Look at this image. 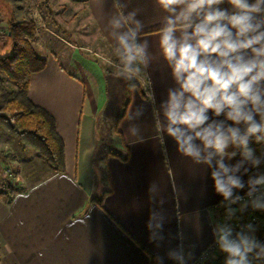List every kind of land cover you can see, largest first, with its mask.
I'll return each instance as SVG.
<instances>
[{
    "label": "crops",
    "instance_id": "0c3cea01",
    "mask_svg": "<svg viewBox=\"0 0 264 264\" xmlns=\"http://www.w3.org/2000/svg\"><path fill=\"white\" fill-rule=\"evenodd\" d=\"M120 2L126 5L125 14L136 10L144 24L142 38L148 39L154 57L147 70L149 92L143 94V80L117 79L78 51L64 55L65 64L57 54L44 56L45 67L30 77L28 97L54 117L64 143L65 170L55 171L24 145L11 158L8 135L0 137L7 149L0 171L4 164L14 166L11 184L17 190L11 203L0 194V264H157V257L163 264H176L167 253L180 247L186 264H192L214 240L213 227L221 220L215 205L223 198L215 192L211 170L182 156L171 137L165 135L161 142L155 132L153 110L174 86L157 44L165 13L155 0ZM85 3L112 49L108 20L117 11L113 0ZM127 96L118 134L114 123ZM138 108L143 115L129 120ZM106 118L112 123L107 138L115 150L100 143L99 124ZM133 125L139 127L141 140L129 135ZM250 147L257 156L264 153V145L255 141ZM239 159L238 154L229 162ZM257 173H264V163L242 179L246 183ZM1 186L0 180L3 191ZM95 196L102 198L103 207L91 200ZM152 211L164 218L162 239L156 242L150 241L147 228Z\"/></svg>",
    "mask_w": 264,
    "mask_h": 264
},
{
    "label": "clouds",
    "instance_id": "9594fccd",
    "mask_svg": "<svg viewBox=\"0 0 264 264\" xmlns=\"http://www.w3.org/2000/svg\"><path fill=\"white\" fill-rule=\"evenodd\" d=\"M155 3L165 13L158 28V49L174 81L166 99L153 110L157 138L163 142L165 135L171 137L182 156L211 170L225 209L224 222L213 227L224 264H264V242L257 239L256 226L248 223L234 230L229 223L238 211L264 212V173L249 176L246 183L242 179L250 168L264 163V153L257 156L250 147L252 141L264 145V0ZM225 3L228 8L221 7ZM125 7L113 0L117 11L108 20L112 75L125 81L148 80L154 57L148 39L142 38L144 24L136 10L125 14ZM134 89L131 85L130 90ZM142 115L143 109L138 108L128 119ZM129 135L142 139L135 125ZM238 154L240 159L230 163ZM245 187V195H238ZM154 191L155 185L149 189ZM163 219L155 211L150 213L151 242L162 239ZM167 256L176 264H186L182 247ZM156 261L163 264L161 257Z\"/></svg>",
    "mask_w": 264,
    "mask_h": 264
},
{
    "label": "rangeland",
    "instance_id": "374dc122",
    "mask_svg": "<svg viewBox=\"0 0 264 264\" xmlns=\"http://www.w3.org/2000/svg\"><path fill=\"white\" fill-rule=\"evenodd\" d=\"M85 2L86 0H0V57L12 54V41L8 35L10 20L12 18L14 20H34L37 32L31 44L40 57L44 58L45 55L51 53L57 54L65 64L66 60L62 59L64 55H68L71 51H78L80 55L92 60L106 72L114 73V68L111 66V61L114 59L112 49L98 33L97 26L90 17ZM142 80V84L148 87V80L146 78ZM1 87L6 92H10V99L13 93L20 92V89L3 72H0ZM7 101L8 97H0V113L6 112L4 109ZM122 104L120 112H122L125 102ZM101 121L102 124H99L102 137L100 143L110 150H115L114 142L111 138H107V127L112 129V123L107 118ZM4 135H8L7 140L10 141L11 158L18 155L17 151H19V147L21 149L22 145L34 149L39 154L31 144L21 142L0 125V137ZM262 147L259 148V153H261ZM6 151L7 149L0 144V160L7 159ZM13 167L3 165L4 172L0 171V180L3 182L2 189L9 185L10 178L15 182L16 175L12 170ZM11 171L13 176L10 177ZM216 257H213L209 264H213Z\"/></svg>",
    "mask_w": 264,
    "mask_h": 264
},
{
    "label": "trees",
    "instance_id": "16d2710c",
    "mask_svg": "<svg viewBox=\"0 0 264 264\" xmlns=\"http://www.w3.org/2000/svg\"><path fill=\"white\" fill-rule=\"evenodd\" d=\"M36 30L34 20H10L8 35L12 41V54L0 57V72H3L20 92L13 93L10 99V92L0 88V97H8L4 109L6 112L0 113V125L21 142L31 144L55 171L64 172V143L56 131L55 119L48 110L34 104L28 97L31 75L46 65L45 58L40 57L31 44L36 37ZM142 92L144 95L148 94V87L143 86ZM128 105L129 96L114 123L118 134L119 121L124 117ZM6 188L7 190L0 191V194L5 196L7 203H11L17 190L13 184L7 185ZM91 200L103 207L102 198L95 196ZM257 239L264 242V228L258 232ZM224 260V254L220 253L213 264H224Z\"/></svg>",
    "mask_w": 264,
    "mask_h": 264
},
{
    "label": "built area",
    "instance_id": "2783aa9c",
    "mask_svg": "<svg viewBox=\"0 0 264 264\" xmlns=\"http://www.w3.org/2000/svg\"><path fill=\"white\" fill-rule=\"evenodd\" d=\"M13 176V173L10 172V177ZM10 183H13L14 181L11 180ZM3 191H6L7 188L5 187L2 189ZM240 196H244L245 193L239 194ZM222 202V201H221ZM221 202L217 203L215 205V208L220 212L221 214V222H224V212L225 209L221 206ZM238 207V206H234ZM231 225L233 226L234 230H239L241 225L251 223L256 226V237L258 238V232L264 228V212L261 211H254L251 208H248L247 210L243 212H237L236 216L229 221ZM221 252L217 249L215 242H213L207 247V249L200 255V257L194 261L192 264H209L213 257H216Z\"/></svg>",
    "mask_w": 264,
    "mask_h": 264
}]
</instances>
